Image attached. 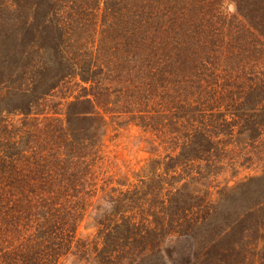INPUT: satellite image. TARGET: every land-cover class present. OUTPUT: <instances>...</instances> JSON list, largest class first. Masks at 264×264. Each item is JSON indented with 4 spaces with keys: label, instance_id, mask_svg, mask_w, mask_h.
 Returning a JSON list of instances; mask_svg holds the SVG:
<instances>
[{
    "label": "trees",
    "instance_id": "obj_1",
    "mask_svg": "<svg viewBox=\"0 0 264 264\" xmlns=\"http://www.w3.org/2000/svg\"><path fill=\"white\" fill-rule=\"evenodd\" d=\"M113 125L138 127L149 158L101 190ZM254 154L264 0H0V264L165 257L240 218L225 208L247 184L221 178Z\"/></svg>",
    "mask_w": 264,
    "mask_h": 264
},
{
    "label": "rangeland",
    "instance_id": "obj_2",
    "mask_svg": "<svg viewBox=\"0 0 264 264\" xmlns=\"http://www.w3.org/2000/svg\"><path fill=\"white\" fill-rule=\"evenodd\" d=\"M139 132V128L134 125L123 128L113 125L101 150L104 159L99 166L101 171L99 187L101 190L106 189L109 185L121 188L113 183L119 180L117 176H127L121 181L127 180L128 177L130 180L133 175L132 170H138L149 158V154L144 152L140 146L134 145ZM246 154L252 156L253 152ZM254 155L258 160L256 161L258 162L257 166H254L256 170L240 167V159H237V164L231 160V164L239 169L237 176L232 177V170L230 169L221 178L230 180L231 185L237 182L247 184L235 194L238 196L234 197L235 200L231 201L232 198L229 200V204L225 208L226 213L231 216L240 214L239 219L231 217L223 225L214 222L208 229L209 233L205 234L206 238L201 233L192 240L172 238L168 244L167 242L165 244L167 247L165 257L148 254L139 261V264H264V182L249 181L251 177L264 175V167H261L264 162L259 161V154ZM106 177H111L112 183H105ZM101 195L100 192L97 197ZM214 195L212 200L215 201L216 196L214 197ZM93 225L94 219L87 218L78 230V237L94 234ZM142 248V244H135L134 256L130 252L129 257L118 264H136L138 259L134 262L131 260L137 258V252H141ZM62 264L90 263L81 261L75 256H68Z\"/></svg>",
    "mask_w": 264,
    "mask_h": 264
}]
</instances>
